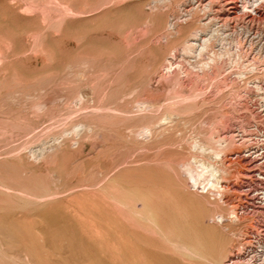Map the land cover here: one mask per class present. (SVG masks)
<instances>
[{"label":"rangeland","instance_id":"1","mask_svg":"<svg viewBox=\"0 0 264 264\" xmlns=\"http://www.w3.org/2000/svg\"><path fill=\"white\" fill-rule=\"evenodd\" d=\"M188 1L0 0V264H250L249 246L263 257V168L239 139L264 131L246 85L264 72L243 67L237 42L242 27L264 39V17L237 3L225 38L189 53L183 40L210 28L192 20L227 4ZM213 51L222 74L212 62L202 77ZM200 161L224 168L223 189L199 178Z\"/></svg>","mask_w":264,"mask_h":264},{"label":"bare ground","instance_id":"2","mask_svg":"<svg viewBox=\"0 0 264 264\" xmlns=\"http://www.w3.org/2000/svg\"><path fill=\"white\" fill-rule=\"evenodd\" d=\"M82 1V0H81ZM94 1V0H93ZM92 3L90 2V0H84V5L86 6H92L93 5V2ZM225 2L227 5H225L226 7H224L225 9L222 10V12H220L219 14H215V13H208L206 14L204 17H201L199 19H196L197 17H195L192 21H194L195 23L199 24V25H209V29L207 30L206 33H199V32H195L194 36H196L197 38H193L192 34H191V37L189 39H184L183 43L185 47H187V50L189 51V53H192L193 52V48L195 46V50H194V54L198 53V54H201V52L203 51H206L208 50V47H210L209 43L210 41L212 40V38L215 36V33L218 34L220 33V35H222L223 37L222 38H225V34L227 33V30L226 27H228V23L229 21H236L238 20L240 17L236 14V10H238V6H237V3H241L243 9H247V8H252L253 6V13L255 16L261 18V17H264L263 15V12H264V0H254L253 3L248 6V2L250 0H221V2ZM252 2V1H251ZM195 3H198V5L200 6H203L204 8H207L211 11V8L214 7V1L213 0H189L188 1V4L189 6L191 5H194ZM197 5V4H196ZM85 6V7H86ZM191 7H195V6H191ZM91 8V7H90ZM215 8V7H214ZM208 11V10H207ZM213 12V11H212ZM224 18V20L222 21L220 19V17ZM249 16V15H248ZM252 17V16H251ZM248 18V17H247ZM190 20V19H189ZM222 21L223 24H220ZM238 22V21H237ZM245 23V22H244ZM175 23L171 24V27L172 28V31L175 30ZM194 24V23H193ZM223 25V26H222ZM228 25V26H227ZM249 26V25H248ZM169 28V29H170ZM238 29V28H237ZM177 30V29H176ZM230 30V29H229ZM239 30V29H238ZM172 31H170L172 33ZM180 31V29H179ZM177 30V32H179ZM240 34H241V41H238L237 43L239 44L240 48L237 47V49H241L243 50L242 52H245L243 54H246V60L243 64V67L245 66H249V72H252V74L256 73V72H260V71H263L264 72V62H262L263 64H261L259 67H256L258 65H255V61H257L259 59L264 57V42H263V38H262V35L260 32H256V33H253L254 31H252V28L250 27H242L240 29ZM176 33V32H174ZM177 34V33H176ZM180 34V33H179ZM200 34V35H199ZM201 34L203 35V37L201 36ZM263 34V33H262ZM173 36V35H172ZM178 36V35H177ZM176 36V37H177ZM190 36V35H189ZM188 36V37H189ZM228 36V35H227ZM174 37V38H176ZM175 40V39H174ZM182 43V42H181ZM221 45V44H220ZM183 46V47H184ZM238 46V45H237ZM184 47V48H185ZM221 47H224V46H221ZM236 47V46H235ZM234 47V49H235ZM220 48V46H219ZM218 48V49H219ZM228 48V47H226ZM230 48H233V47H230ZM221 49V48H220ZM223 49V48H222ZM231 50V49H230ZM229 50V51H230ZM233 50V49H232ZM217 51V50H216ZM222 51V50H221ZM221 51L219 53H217L216 55V52L213 51L211 52L210 56H212L206 63H203L202 64V67L200 68L202 71L201 73H199L200 76L204 77L206 76V73L208 74L210 71V69L212 68L211 67V64L215 63V65L217 63H219L222 59V53ZM237 51V50H235ZM240 51V50H239ZM241 52V51H240ZM236 54V53H235ZM238 54V52H237ZM242 55V54H241ZM238 56V55H237ZM250 56V57H249ZM241 58V57H240ZM249 58L251 60H254V61H250ZM242 59V58H241ZM264 59V58H263ZM262 59V60H263ZM213 62V63H212ZM211 63V64H210ZM171 64V63H170ZM214 65V64H213ZM214 65V67H215ZM168 66H170L168 64ZM201 66V65H200ZM168 69V68H167ZM214 69V68H213ZM199 71V70H198ZM200 72V71H199ZM215 75L218 76L220 74H222V71H220V68L217 67L216 65V68H215ZM248 72V73H249ZM213 73V72H211ZM164 74V73H163ZM259 75V74H258ZM154 76V75H153ZM238 77L242 80V79H246V73L245 72H240L238 74ZM216 78V77H215ZM153 79V78H152ZM172 79V78H171ZM252 81L248 80L246 82V85H250L254 88L255 91L258 92V94H256V107H257V112L263 116L264 115V77L263 78H259L258 76H253L252 77ZM151 82V81H150ZM173 82V81H172ZM164 83V82H163ZM132 89V88H131ZM139 89V88H138ZM156 91V90H154ZM153 92V91H152ZM155 93V92H154ZM80 96V95H79ZM137 99V98H136ZM56 100V99H54ZM57 103V102H56ZM146 103V102H145ZM145 103L144 106L146 105ZM148 104V103H147ZM180 104V103H179ZM39 105V104H38ZM37 105V106H38ZM149 105V104H148ZM151 105V104H150ZM155 105V104H154ZM152 105L151 107L153 108ZM72 106V105H71ZM144 106L142 107L143 109H146V107L144 108ZM40 107V106H39ZM150 108V107H149ZM155 108V106H154ZM85 109V108H84ZM147 109H148V106H147ZM219 114H221V111L219 110L218 112ZM226 112H222V114L220 115L219 119L217 120L219 125H224L226 123V117H227V114H225ZM141 114V113H140ZM167 114V113H166ZM62 117V116H61ZM171 117H173L171 114H167L165 115L164 117H162L163 119H165V121H167L166 119H170ZM162 119V120H163ZM147 124V123H146ZM148 125H150L148 123ZM157 125V124H156ZM71 131H75V132H78L81 131L83 128H86V130L89 128V125H85V124H80V123H76V124H73V126H71ZM150 127V126H149ZM148 126L144 125L143 127H140L141 129H136V130H139L143 135L146 136V132L150 134V131L152 129V126L151 128H149ZM68 129V128H67ZM91 129V128H90ZM85 130V129H84ZM69 131V130H68ZM138 131V132H139ZM245 131V130H244ZM244 131H242V133H244ZM72 134V133H71ZM136 134V133H135ZM139 135V133H138ZM137 135V136H138ZM259 135V136H258ZM62 136V135H61ZM257 136L258 137H255V138H249L247 136V134H244L240 137V141L242 142L244 140V149H241V153L243 154V157L245 158H253V159H256L258 160V165L259 167H262L263 170L262 172L264 173V131L263 132H259V134L257 133ZM142 137V136H141ZM244 137V138H242ZM49 138V137H48ZM145 138V137H144ZM57 139V138H56ZM58 140V139H57ZM49 141V140H48ZM223 142V141H222ZM233 142V141H232ZM243 144V143H241ZM221 145V144H220ZM242 146V145H241ZM40 147V146H39ZM41 148V147H40ZM241 148V147H240ZM243 148V147H242ZM37 149V148H36ZM45 149V148H44ZM44 149H39L38 151H43ZM46 150V149H45ZM44 150V151H45ZM33 151V150H32ZM43 151V152H44ZM37 152L36 150V154L39 153ZM218 152V151H217ZM216 154L214 153L215 156H221L219 155L220 153H217ZM221 152V151H220ZM33 153V152H32ZM35 154V153H34ZM41 154V153H40ZM43 154V153H42ZM202 154V153H201ZM200 159V158H199ZM201 160V159H200ZM203 160V159H202ZM215 160V159H214ZM209 162V161H208ZM257 162V161H256ZM196 163V162H195ZM216 163V162H215ZM221 163V162H220ZM197 164V163H196ZM199 165V168H201L200 170H202L201 174H198L197 175L199 176V178L202 177V175H207V177H209V181L211 183V186H213V189L214 188H220L221 185H219V182L222 178V174L225 173V170H223L222 168H220V166L218 167V163L217 165L215 164H211V163H206V162H198L197 164V167ZM221 165V164H220ZM187 170V169H186ZM191 170V168H190ZM189 169L187 170V177H186V186L191 189V190H195L193 187H196L198 188V185H199V178L196 174H194L193 170L190 171ZM200 173V172H199ZM260 174L262 173H258L257 175L259 176ZM206 177V179H207ZM205 179V178H204ZM205 179V180H206ZM264 179V177H263ZM79 181V180H78ZM90 181V180H89ZM191 181V182H190ZM207 181V180H206ZM93 182V181H92ZM192 182L194 184H192ZM79 183V182H78ZM77 183V184H78ZM221 183V182H220ZM263 185L260 186L261 190L257 192V196H255L256 199H258V202L263 206L264 205V183H262ZM80 185V184H78ZM77 185V186H78ZM87 185V184H86ZM206 185H209V184H206ZM205 185V186H206ZM96 186V185H95ZM204 187V186H203ZM70 187H68L67 189L69 190ZM73 188V187H72ZM222 188V187H221ZM77 189V188H76ZM83 189V188H82ZM109 189V188H108ZM223 189V188H222ZM91 190V189H90ZM57 191V190H56ZM84 191V190H83ZM88 191V190H87ZM210 191L209 189L206 190V192ZM86 192V190H85ZM107 192V191H106ZM114 194V193H113ZM124 194V193H123ZM83 195V194H82ZM108 197V196H107ZM111 197V196H110ZM83 198V197H81ZM113 198V197H112ZM86 199V198H85ZM222 199V198H220ZM81 200V199H80ZM92 200V199H90ZM115 200V199H114ZM87 201V199H86ZM84 201V202H86ZM106 201V200H105ZM89 202V200H88ZM92 202V201H90ZM94 202V201H93ZM96 202V201H95ZM94 202V203H95ZM87 203V202H86ZM84 204L82 201H76V205L80 206V208H78V212L80 213H91L90 209L87 208V204ZM107 203V202H106ZM91 204V203H90ZM96 204V203H95ZM116 205V204H115ZM143 205V204H142ZM92 206V205H91ZM95 206V205H94ZM144 206V205H143ZM145 209H146V206H144ZM96 208V206H95ZM101 208V207H100ZM109 208V207H108ZM148 208V207H147ZM93 209V207L91 208ZM95 210V209H94ZM109 210V209H108ZM108 210H103V209H100L99 212L101 215L103 214H106L108 213ZM113 210V209H112ZM111 210V211H112ZM135 210V209H134ZM153 210V209H152ZM138 211V210H137ZM96 212V211H95ZM98 213V214H99ZM141 213V212H140ZM99 214V215H100ZM111 214V213H110ZM151 214V213H150ZM149 214V215H150ZM230 214V213H229ZM154 215V213H153ZM106 216V215H105ZM223 216L219 215L217 216V218H219L220 220L222 219ZM232 217H234L235 219H238L236 217H238V213L237 212H234L232 213ZM231 218V217H229ZM151 221H152V218H151ZM220 222V221H219ZM156 224V222H155ZM157 226V225H156ZM248 241V240H247ZM245 242V241H244ZM185 243V241H184ZM247 245V244H246ZM245 248V247H244ZM246 257H243V260H246V258L248 259V261L250 262V264H264V255H262L263 257L259 256V254L254 251L253 249H251V247H247V250H246ZM261 254V253H260ZM264 254V252H263ZM233 256V255H232ZM234 256H237V258H241L242 255H240V253H234ZM233 256V258H234ZM230 260V259H229ZM247 261V260H246ZM244 261V262H246ZM233 263V262H232ZM133 264V263H132ZM245 264V263H244ZM248 264V263H247Z\"/></svg>","mask_w":264,"mask_h":264},{"label":"built area","instance_id":"3","mask_svg":"<svg viewBox=\"0 0 264 264\" xmlns=\"http://www.w3.org/2000/svg\"><path fill=\"white\" fill-rule=\"evenodd\" d=\"M259 192V191H258Z\"/></svg>","mask_w":264,"mask_h":264}]
</instances>
